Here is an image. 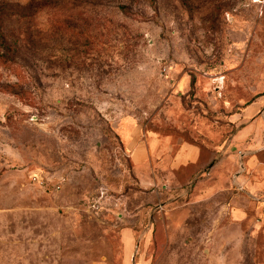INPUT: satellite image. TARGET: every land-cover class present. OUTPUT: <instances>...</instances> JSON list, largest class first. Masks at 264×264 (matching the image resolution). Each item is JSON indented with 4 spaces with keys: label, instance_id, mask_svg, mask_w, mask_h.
Wrapping results in <instances>:
<instances>
[{
    "label": "rangeland",
    "instance_id": "1",
    "mask_svg": "<svg viewBox=\"0 0 264 264\" xmlns=\"http://www.w3.org/2000/svg\"><path fill=\"white\" fill-rule=\"evenodd\" d=\"M69 2L0 0V264H264V0Z\"/></svg>",
    "mask_w": 264,
    "mask_h": 264
},
{
    "label": "crops",
    "instance_id": "2",
    "mask_svg": "<svg viewBox=\"0 0 264 264\" xmlns=\"http://www.w3.org/2000/svg\"><path fill=\"white\" fill-rule=\"evenodd\" d=\"M234 159L238 161H246L248 165V173H250L251 169H258L264 167V162H262L259 158L261 154H264V146H230ZM144 150L142 148H138L136 152V156L139 159V156H142L140 159L144 158ZM200 161V151L195 146H181L180 152L175 156L173 160V167L178 168L183 165H196ZM245 169L242 166L241 169Z\"/></svg>",
    "mask_w": 264,
    "mask_h": 264
},
{
    "label": "trees",
    "instance_id": "3",
    "mask_svg": "<svg viewBox=\"0 0 264 264\" xmlns=\"http://www.w3.org/2000/svg\"><path fill=\"white\" fill-rule=\"evenodd\" d=\"M60 7L64 9L69 8L70 0H59ZM25 40L22 38L7 37L3 34L0 35V62L4 65L12 64L18 55H21L24 47ZM14 65L16 63H13Z\"/></svg>",
    "mask_w": 264,
    "mask_h": 264
},
{
    "label": "built area",
    "instance_id": "4",
    "mask_svg": "<svg viewBox=\"0 0 264 264\" xmlns=\"http://www.w3.org/2000/svg\"><path fill=\"white\" fill-rule=\"evenodd\" d=\"M34 180H35V178H34Z\"/></svg>",
    "mask_w": 264,
    "mask_h": 264
}]
</instances>
